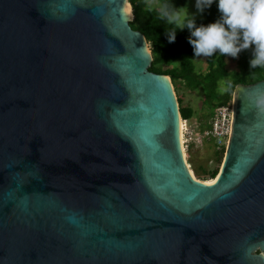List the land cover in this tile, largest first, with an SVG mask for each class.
Here are the masks:
<instances>
[{"label":"water","instance_id":"1","mask_svg":"<svg viewBox=\"0 0 264 264\" xmlns=\"http://www.w3.org/2000/svg\"><path fill=\"white\" fill-rule=\"evenodd\" d=\"M129 0H0V264H264V80L211 184Z\"/></svg>","mask_w":264,"mask_h":264},{"label":"trees","instance_id":"2","mask_svg":"<svg viewBox=\"0 0 264 264\" xmlns=\"http://www.w3.org/2000/svg\"><path fill=\"white\" fill-rule=\"evenodd\" d=\"M161 3L164 0H159ZM188 0H170L177 7L185 6ZM133 20L130 26L133 30L141 32L149 45L152 53L150 71L156 74L168 76L174 87V91L182 86L188 91L201 90L204 95L203 106L207 109L205 126L209 128V122L216 107L231 102L235 87L239 84L249 85L264 80V67L251 68L249 60L252 58V49L243 50L238 58H233L237 63V69L230 70L227 67L229 56H221L215 53L206 58L207 69L204 72H197L193 63V49L188 43L189 33L187 30L178 31L174 43H169L166 31L172 29L165 20L159 17V9L151 8L146 0H129ZM220 13L215 5L205 11L202 19H197V24H208L219 18ZM179 62V63H174ZM231 84L227 92L220 91L221 82ZM180 114L183 121L191 119L193 110L182 106V100L177 98ZM181 121L182 130L184 123ZM204 130H201L203 132ZM216 159L222 160L224 152L216 151ZM215 169L210 179L216 178ZM196 179V178H195ZM203 179L201 181H205ZM211 181V182H212ZM205 182V183H211Z\"/></svg>","mask_w":264,"mask_h":264},{"label":"clouds","instance_id":"3","mask_svg":"<svg viewBox=\"0 0 264 264\" xmlns=\"http://www.w3.org/2000/svg\"><path fill=\"white\" fill-rule=\"evenodd\" d=\"M215 3L219 18L208 24H197L187 7H177L164 0L159 17L169 25L166 31L169 43H174L178 31L187 30L188 43L194 57L221 56L238 58L243 50L252 49L251 68L264 67V0H195L196 12L203 15ZM131 13V6L125 8ZM179 63V62H174ZM231 84L222 81L220 91L227 92ZM264 106V94L255 101Z\"/></svg>","mask_w":264,"mask_h":264},{"label":"rangeland","instance_id":"4","mask_svg":"<svg viewBox=\"0 0 264 264\" xmlns=\"http://www.w3.org/2000/svg\"><path fill=\"white\" fill-rule=\"evenodd\" d=\"M151 8L159 9L161 2L159 0H146ZM195 0H188L184 7H187L190 14H194L195 18L202 19L203 15L196 12ZM206 58L204 56L194 57L193 63L197 72H204L207 69ZM227 67L230 70L237 69V63L231 57L227 59ZM175 91L176 97L182 100V106L191 108L193 116L184 123V131L182 133V143L184 154L190 172L197 180L206 179L204 182H211V173L217 169V175L220 172L222 160L216 159V149L212 143L204 139L201 130L205 126L207 109L203 106L204 95L201 90L188 91L182 86ZM184 134V135H183ZM217 177V176H216ZM215 179V178H214Z\"/></svg>","mask_w":264,"mask_h":264},{"label":"built area","instance_id":"5","mask_svg":"<svg viewBox=\"0 0 264 264\" xmlns=\"http://www.w3.org/2000/svg\"><path fill=\"white\" fill-rule=\"evenodd\" d=\"M232 109V100L216 107L210 119L209 128L201 132L204 139L210 141L218 152H225L229 140Z\"/></svg>","mask_w":264,"mask_h":264},{"label":"bare ground","instance_id":"6","mask_svg":"<svg viewBox=\"0 0 264 264\" xmlns=\"http://www.w3.org/2000/svg\"><path fill=\"white\" fill-rule=\"evenodd\" d=\"M180 131H181V133H180V136H181V144H182V147H183V143H182V133H183V131L184 130H182V127H181V123H180ZM184 135V134H183ZM184 151V150H183ZM215 180V179H214ZM214 181H212L211 183H213ZM211 183H206V184H211Z\"/></svg>","mask_w":264,"mask_h":264},{"label":"crops","instance_id":"7","mask_svg":"<svg viewBox=\"0 0 264 264\" xmlns=\"http://www.w3.org/2000/svg\"><path fill=\"white\" fill-rule=\"evenodd\" d=\"M212 117V116H211Z\"/></svg>","mask_w":264,"mask_h":264},{"label":"snow or ice","instance_id":"8","mask_svg":"<svg viewBox=\"0 0 264 264\" xmlns=\"http://www.w3.org/2000/svg\"><path fill=\"white\" fill-rule=\"evenodd\" d=\"M126 11V10H125Z\"/></svg>","mask_w":264,"mask_h":264}]
</instances>
